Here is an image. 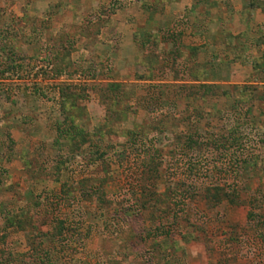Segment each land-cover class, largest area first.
<instances>
[{
	"label": "rangeland",
	"instance_id": "374dc122",
	"mask_svg": "<svg viewBox=\"0 0 264 264\" xmlns=\"http://www.w3.org/2000/svg\"><path fill=\"white\" fill-rule=\"evenodd\" d=\"M157 2L0 0V264L58 222L55 264H264V59L250 84H190L185 22L148 20ZM111 83L126 101L103 97ZM66 87L94 136L80 158L55 148Z\"/></svg>",
	"mask_w": 264,
	"mask_h": 264
},
{
	"label": "crops",
	"instance_id": "0c3cea01",
	"mask_svg": "<svg viewBox=\"0 0 264 264\" xmlns=\"http://www.w3.org/2000/svg\"><path fill=\"white\" fill-rule=\"evenodd\" d=\"M260 3L261 0H158L159 8H147L146 18L157 21L163 29H169L171 21L184 20L182 26L187 32L178 30L182 41L176 47L191 55L195 71L190 84H250L247 77L255 73L256 61L264 59V9ZM136 32L126 29L124 36L129 40L124 45L134 48ZM142 33L157 37L161 50L170 49L169 44L162 42L161 30L149 28ZM184 50L178 53L184 54ZM122 52L115 51L117 59L128 60L127 54L118 57ZM215 75L223 79L215 81Z\"/></svg>",
	"mask_w": 264,
	"mask_h": 264
},
{
	"label": "trees",
	"instance_id": "16d2710c",
	"mask_svg": "<svg viewBox=\"0 0 264 264\" xmlns=\"http://www.w3.org/2000/svg\"><path fill=\"white\" fill-rule=\"evenodd\" d=\"M155 38L147 35V41L151 39L155 41ZM156 42L158 43V41ZM155 53L156 55H158L157 52ZM105 88H106L105 92L103 91L104 98L108 100H112L114 101V103H117V104L125 100L126 97L122 96L123 91H122L121 84L111 83L105 86ZM69 89L70 87H66V88H62L60 91L61 92L60 93L61 94V105L67 113V115H65V123L69 122V125L66 128H62V127L57 128L58 136L55 140V148L62 151L63 149L61 147L62 145L64 147V150L67 151L70 155H74L75 157L80 158L82 147L86 145L89 140L92 141L94 139V136L85 127L83 128L82 126L78 124V120L76 116L79 118L82 115V114L76 113L78 111L77 107H78V101L80 98L79 96L75 95L74 92H71ZM106 91H108V94H106ZM107 95H109V97ZM124 111H127L126 108L124 110H121L120 112H117V115L120 117V115L124 114ZM61 141H65V143L62 144ZM221 191L215 190L214 193H210V190L207 191V194L205 197L207 198L209 205L217 204L219 201V197H222V199H226V201L230 203L231 205L238 203V201L236 200L237 196L235 194H229V193L226 194ZM25 218L26 217L21 218L18 215L17 216L12 215L8 217L6 223L9 227L13 225H17L18 229H22L23 224L27 222V219ZM29 218L30 217H28V219ZM258 224L260 228L258 236L259 238L262 239V241H264V219L260 217V219L257 220L256 222V226H258ZM62 230H63L62 222H58L56 223V226L54 227L53 230L51 229L44 233L43 232L39 233L40 242L35 243L33 242V240L31 242L30 249L33 251V253L28 256V259L24 258L25 254L21 255V258L16 264H55L53 261L51 252L54 249L53 244L55 243L57 239L56 236L58 234H61ZM8 263L10 264L11 262L8 260H3V264H8Z\"/></svg>",
	"mask_w": 264,
	"mask_h": 264
}]
</instances>
